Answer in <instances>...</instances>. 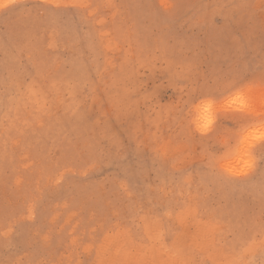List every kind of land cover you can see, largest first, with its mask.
<instances>
[{"label": "rangeland", "instance_id": "374dc122", "mask_svg": "<svg viewBox=\"0 0 264 264\" xmlns=\"http://www.w3.org/2000/svg\"><path fill=\"white\" fill-rule=\"evenodd\" d=\"M264 0L0 7V264H264Z\"/></svg>", "mask_w": 264, "mask_h": 264}, {"label": "clouds", "instance_id": "9594fccd", "mask_svg": "<svg viewBox=\"0 0 264 264\" xmlns=\"http://www.w3.org/2000/svg\"><path fill=\"white\" fill-rule=\"evenodd\" d=\"M7 3V0H0V7L5 6Z\"/></svg>", "mask_w": 264, "mask_h": 264}, {"label": "snow or ice", "instance_id": "6c2138e0", "mask_svg": "<svg viewBox=\"0 0 264 264\" xmlns=\"http://www.w3.org/2000/svg\"><path fill=\"white\" fill-rule=\"evenodd\" d=\"M260 140L264 141V133H262L259 137Z\"/></svg>", "mask_w": 264, "mask_h": 264}]
</instances>
